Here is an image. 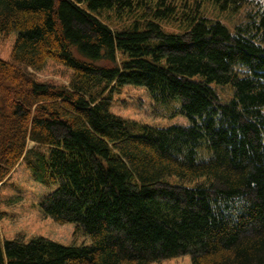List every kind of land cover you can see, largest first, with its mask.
I'll use <instances>...</instances> for the list:
<instances>
[{
  "label": "trees",
  "instance_id": "trees-1",
  "mask_svg": "<svg viewBox=\"0 0 264 264\" xmlns=\"http://www.w3.org/2000/svg\"><path fill=\"white\" fill-rule=\"evenodd\" d=\"M211 3L239 22L197 11L168 33L167 0H0V35L15 34L0 59V183L22 159L53 188L42 214L90 240H5L0 264H264V0ZM48 62L68 86L27 71ZM124 86L189 124L113 114Z\"/></svg>",
  "mask_w": 264,
  "mask_h": 264
},
{
  "label": "rangeland",
  "instance_id": "rangeland-1",
  "mask_svg": "<svg viewBox=\"0 0 264 264\" xmlns=\"http://www.w3.org/2000/svg\"><path fill=\"white\" fill-rule=\"evenodd\" d=\"M175 7V12L161 26L165 32L181 33L185 29L184 16L199 11V16L211 20H220L232 29L239 22V17L228 12H218L211 0H167ZM15 34L0 35V59L10 61V53ZM37 82L68 86L71 71L67 68L48 62L40 71L27 68ZM222 101L232 96L228 87H216ZM110 111L120 117L132 119L151 126L168 127L171 125H188L189 121L182 115L164 117L157 113L149 94L144 88L124 86L112 97ZM34 146L28 142L27 149ZM53 188L47 189L34 182L25 163L20 161L0 183V242L17 237L28 241L33 237H42L63 246L88 245L90 240L83 235H74V224L59 225L46 217L40 210L39 203ZM154 264H191L189 256L160 261Z\"/></svg>",
  "mask_w": 264,
  "mask_h": 264
}]
</instances>
